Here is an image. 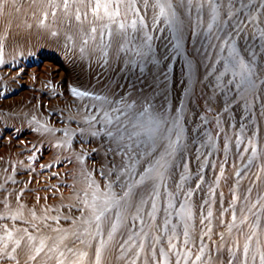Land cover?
Here are the masks:
<instances>
[{"label": "rangeland", "instance_id": "374dc122", "mask_svg": "<svg viewBox=\"0 0 264 264\" xmlns=\"http://www.w3.org/2000/svg\"><path fill=\"white\" fill-rule=\"evenodd\" d=\"M1 1L19 26L12 30L0 16L7 26L0 29V264H261L264 92L246 103L233 84L215 79L228 55L219 49L228 45L202 35L209 24L224 35L202 0L190 10L172 0L183 13L182 54L154 0H122L117 23L97 21L88 0H69L68 9L63 0ZM128 3L135 11L125 17ZM132 20L136 29H119ZM255 23V31L264 28L259 13ZM145 35L150 63L135 55ZM258 40L241 32L231 43L240 52L245 44L259 48ZM96 95L147 97L170 122L180 117V142L163 169L142 155L116 180L110 170L121 157L105 127L89 123ZM108 185L114 199L96 220Z\"/></svg>", "mask_w": 264, "mask_h": 264}, {"label": "snow or ice", "instance_id": "6c2138e0", "mask_svg": "<svg viewBox=\"0 0 264 264\" xmlns=\"http://www.w3.org/2000/svg\"><path fill=\"white\" fill-rule=\"evenodd\" d=\"M121 2L122 0H88V4L92 8V15L97 21L107 20L112 23H117V18L121 16ZM143 3L147 6L148 0H143ZM191 5L192 0H180L179 7L190 10L187 6ZM154 6L159 9V16L167 19L174 40L172 44L173 51L176 54H182L183 21L181 17L183 13L178 14V9L173 8L172 0H154ZM205 6L208 9L207 15L217 26V32H223L224 35L220 36L212 33V24L208 25L207 33L202 35L207 39L209 34H211L212 38L228 45L227 49H219L221 52L227 50L228 55L220 62V68L216 70L215 79L223 81L226 85L233 84L237 95L246 103L248 97L255 100L260 92H264V78H262L264 77V72L261 71V69H264V55H262V63L260 65H257L255 60L256 52H264V28H260L259 32L255 31V28L259 27L255 23L257 13H259L260 23L264 24V0H206V5L202 0L199 5L200 9ZM63 7L68 9L69 0H63ZM101 11L103 15H101ZM128 11H135L132 3L126 5L125 17ZM75 19L76 21H81L79 10L76 11ZM85 19H87V14H85ZM140 24L143 25V19L140 20ZM118 27L120 30H125L127 27L136 29L137 21L132 20L128 24L119 22ZM225 29L227 31H224ZM91 31L94 33L97 29L92 28ZM241 32H247L250 40H257L258 37L259 48L254 50V45L245 44L240 52H237L231 42ZM150 40L151 37L145 35L143 45L139 46L135 51V55L146 63L152 62L153 59L151 56L152 46L147 43ZM84 43L87 44V40ZM209 47H213V45L209 43ZM194 51L199 53L200 50L194 49ZM167 58V54L162 57V59ZM130 62L135 63V61ZM187 68L189 74H191V60L187 61ZM229 74L231 79L223 80ZM73 94L76 96L89 95L86 92L76 91V89H73ZM92 98L100 101V103L91 106L97 108L98 113L90 117L89 123H100L105 127L107 137L115 145V148L112 149L113 154L121 157L118 164L113 161L110 170L115 172L116 180L119 181L122 174L127 173L135 160L142 155H151L156 165L161 169L165 167L166 157L172 155L176 145L180 142L179 116L170 122L166 115L167 110L153 108L151 100L147 97L130 101H125L123 97L119 100H112L108 96L100 95ZM93 134L95 135L96 133ZM157 157L159 158L157 159ZM161 161H165V163H161ZM107 187L109 191L103 194L106 199L100 208L99 214L95 217L96 220H100L101 216H104L109 211V204L114 199L111 196V185ZM153 191H155L154 186ZM129 194L124 193L121 198ZM137 195L139 194L137 193ZM208 215L210 216L211 213L209 212ZM248 239H251V237H248ZM243 251L244 255L247 256V244L244 246ZM97 257H99V252H97ZM260 260L261 264H264V255L260 256Z\"/></svg>", "mask_w": 264, "mask_h": 264}, {"label": "bare ground", "instance_id": "6f19581e", "mask_svg": "<svg viewBox=\"0 0 264 264\" xmlns=\"http://www.w3.org/2000/svg\"><path fill=\"white\" fill-rule=\"evenodd\" d=\"M0 1H1V0H0ZM3 1H4V0H3ZM3 1H1V2L3 3ZM123 1H124V0H123ZM129 1H130V0H129ZM7 2H8V1H7ZM7 2H6V0H5V4H8ZM13 2H14V0H13ZM9 3H11V2H9ZM175 3H176V2H175ZM0 4H1V3H0ZM12 4H13V3H12ZM121 4H123V3H121ZM132 4H133V3H132ZM2 5H3V4H2ZM8 5H9V4H8ZM125 5H126V4H125ZM173 5H174V4H173ZM6 6H7V5H6ZM6 6H4V7H6ZM10 6H11V5H10ZM133 6H134V4H133ZM4 7L1 6V8H0V16L3 17L4 19H7L8 21L6 20V21H5V24L7 25L6 22H8V23H9V24H8L9 28L11 27V29L14 30L16 27L19 26V24L14 20L15 17L12 16V14H13V11L11 12L12 9L9 10V9H7V7H6V9H5ZM121 8H122V7H121ZM125 8H126V7H125ZM6 10H7V11L9 10V12H6ZM122 10H123V9H122ZM10 12H11L12 14H11ZM132 12H134V11H132ZM5 13H10L11 15H10V14L6 15ZM127 15H128V12H127ZM131 15H132V14H131ZM0 20H2V19H0ZM3 21H4V20H3ZM94 21H95V20H93V22H94ZM95 22H96V21H95ZM95 22H94V23H95ZM32 23H33V22H32ZM102 23H103V22H102ZM96 24H97V23H96ZM106 24H107V23H106ZM106 24H105V25H106ZM0 25H1V26L4 25V22H2V24H0ZM6 25H5V26H6ZM32 25H33V24H32ZM98 25H99V24H98ZM103 26H104V24H103ZM103 26H101V24H100V27H101V28H103ZM6 27H7V26H6ZM6 27H4V28H3V27H0V29H2V28L5 29ZM27 28L29 29L30 32L32 31V30H31V25H30V27H27ZM98 28H99V27H98ZM7 29H8V28H7ZM99 30H100V29H99ZM0 31H3V30H0ZM15 31L18 32L17 30H15ZM15 31H14V32H15ZM3 32H4V31H3ZM5 32H6V30H5ZM99 33H100V32H99ZM98 35H99V34H98ZM114 35H115V34H114ZM114 35H113V36H114ZM94 36H95V35H94ZM75 37H76V36H75ZM99 37H100V36H99ZM99 37H97V38H99ZM76 38H77V37H76ZM81 38H82V37H81ZM81 38H80V40H81ZM90 38H91V37H90ZM90 38H89V40L92 39V38H91V39H90ZM114 38H115V37H114ZM94 39H95V41H97L96 38H94ZM94 39H93V41H94ZM114 40H115V39H114ZM74 41H75V43H76V39H74ZM90 42H92V41H90ZM95 45H96V44H95ZM99 48H100V47H98V49H99ZM116 48H117V47H116ZM87 49H88V48H87ZM89 49H90V48H89ZM113 49H114V48H113ZM113 49H112V50H113ZM91 50H92V49H90L89 52H92ZM99 50H100V49H99ZM145 51H146V50H145ZM86 52H87V51H86ZM97 52H98V51H97ZM87 53H88V52H87ZM90 54H91V53H90ZM112 54H113V53H112ZM88 55H89V54H87V56H88ZM120 55H121V54H120ZM113 56H114V55H113ZM88 57H91V56H88ZM112 59H113V58H110V59H109L110 62H111V64H112V62L114 61V59H113V60H112ZM108 62H109V61H108ZM117 62H118V61L116 60V62H114V63H117ZM108 64H109V63H108ZM115 66H116V64L114 65V67H115ZM35 68H36V67H35ZM105 89H106V91H107V92L105 91V93H108V94L110 93L109 96H112V94H113V96L115 95V94H114V90H113V88H111V89H110V88H109V89H108V88H105ZM105 95H106V94H105ZM109 98H110V97H109ZM110 99H111V98H110ZM42 137H43V136H42ZM42 137H41V138H42ZM46 138H47V136H46ZM46 138H45V139H46ZM42 139H43V138H42ZM42 139H41V140H42ZM45 139H44V140H45ZM98 139H99V138H98ZM73 151H74V150H73ZM74 152H75V151H74ZM74 154H75V153H74ZM74 154H73V155H74ZM75 155H76V154H75ZM75 155H74V156H75ZM79 159H80V158H79ZM77 160H78V159H77ZM84 166H85V165H84ZM75 173H76V172H75ZM77 174H78V173H77ZM78 176H79V175H78ZM79 177H80V176H79ZM81 178H82V177H81ZM88 182H89V181H88ZM85 183H86V181H85ZM91 185H92V184H91ZM70 192H71V191H70ZM136 193H137V191H136ZM88 195H89V194H88ZM90 195H91V194H90ZM130 196H131V195H130ZM130 198H131V197H130ZM129 200H130V199H129ZM98 202H99V201H98ZM134 204H135V203H134ZM146 204H147V203H146ZM147 207H148V206H147ZM26 208H27V207H26ZM128 209H129V207H128ZM161 211H162V210H161ZM144 212H146V211H144ZM133 218H134V217H133ZM161 219H162V218H161ZM128 221H129V220H128ZM127 223H130V222H127Z\"/></svg>", "mask_w": 264, "mask_h": 264}]
</instances>
